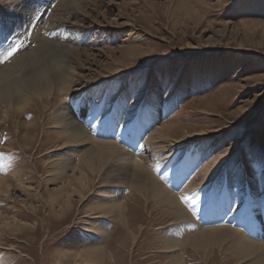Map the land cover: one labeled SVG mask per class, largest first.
Listing matches in <instances>:
<instances>
[{
    "label": "rangeland",
    "instance_id": "obj_1",
    "mask_svg": "<svg viewBox=\"0 0 264 264\" xmlns=\"http://www.w3.org/2000/svg\"><path fill=\"white\" fill-rule=\"evenodd\" d=\"M21 1L28 0H0L2 17L14 18L12 8L22 13L12 26L0 22V64L11 63L35 45L34 26L57 2L40 8L42 0H29L33 7L28 26L21 29L17 24L26 16L19 8ZM77 11L69 23L80 37L71 66L75 87L81 91H73L64 103L55 94L49 99L33 97L0 118V179L5 181L0 190V264L177 260L175 253L165 251L175 231L168 209H155L151 200L143 203L140 210L123 213L126 229L120 214H102L107 185L98 180L89 183L83 199L68 192L71 202L66 201L62 185L69 179L64 186L70 191L79 173L64 174L61 164H75L81 151L76 145H61L65 139L54 124L59 104L96 140H104L101 126L117 110L116 126L132 131L138 153L156 159L153 176L170 191L176 183L171 187L167 174L184 167V179L193 185L185 192L191 203L181 201V205L190 219L223 196L231 202L225 220L244 212L249 201L261 211L264 0H89ZM17 45L18 51L3 61ZM154 131L153 141L175 145L171 146L175 153L153 157V141L147 142ZM111 135L105 140L124 149L130 144L121 134ZM83 147L87 146L79 148ZM179 182L178 188L185 186ZM131 192L126 186L123 198ZM192 200L194 205L199 202L198 208ZM131 216L136 219L132 226ZM225 220L218 226L240 230ZM198 226L199 221L190 227ZM232 243L213 242L202 250L185 242L179 251L182 264H243L232 252ZM98 246L105 250L103 263L83 258L87 249Z\"/></svg>",
    "mask_w": 264,
    "mask_h": 264
},
{
    "label": "bare ground",
    "instance_id": "obj_2",
    "mask_svg": "<svg viewBox=\"0 0 264 264\" xmlns=\"http://www.w3.org/2000/svg\"><path fill=\"white\" fill-rule=\"evenodd\" d=\"M55 1L42 0L39 6L40 8L43 6L48 8ZM88 1L57 0L54 7L50 9L49 14L46 16L47 12L44 11L40 20L34 26L35 32L32 34L31 42L35 43V45L17 54L11 63L0 64V118H3L6 111L11 107L18 106L22 108L21 106L29 104L33 97L49 99L55 94L58 101L64 103L66 98L73 94V91H81V89L75 87V71L73 66H71L72 57H75V54L78 53L77 45L80 37L77 31L79 30L69 23L72 22L71 19L77 16V10L83 9ZM32 7L33 5L29 0L26 4L24 1L20 2L19 8L26 11L23 13L26 15L24 21L17 24L21 26V29L25 28L24 26H28L27 19ZM11 12L16 13L14 18L0 15V22L4 20L12 26L17 21L15 19H20L22 16V13L16 12V8H12ZM4 15H7V13ZM50 34L53 35L49 37ZM60 105L54 124L59 126L61 129L60 133L64 136L63 139L65 140H63L61 145L63 147L76 145L75 149L81 151L75 164H61L60 170L64 174L67 171L73 175L76 172L79 173V175L76 174L74 176L75 187L69 183L72 187L70 191L64 186V184H68L69 179L66 182L64 181L62 185L64 194L67 195L69 192L83 199L89 183L96 180L104 181V186L107 185V188L106 190L104 189L105 191L102 190L104 191L102 199L104 202L101 207L99 206L102 214L105 216L107 213H113L116 217L120 214V217L123 216L120 219L126 229L128 228L127 219L125 217L126 214L124 215L123 213L140 210L143 203L148 204L152 201L155 209L156 207H160L163 210L168 209V212L173 217L171 224H173L175 231L171 235V243H173L171 244L167 238L166 240L168 241H166L167 243L165 242L166 249H163L167 250L166 252H169V254L173 252L177 256L175 262L169 261L168 264H182L183 257L180 256L179 251L182 244L188 241L189 244L193 245L194 249L201 248L202 250L213 242H229L230 244L233 242L232 252L239 260H243V264H264V208L260 211L256 209L254 202L249 201L244 212L240 211L236 215H230L225 220L230 212L229 203L231 202L223 196L218 202H210L207 207L199 211L200 213L197 217L190 219L188 212L181 205V201L191 203L186 195L190 186L193 185L192 182L188 184L185 181L186 171L184 167H178L172 174H167L172 179L171 187L176 183L175 190L170 191L165 184H161L153 176L151 168L156 159L148 158L143 153H138L136 148H133V143H136V140H134L132 131L130 133V131L127 132V130L122 129L123 127L116 126L119 118V112L116 109V111L113 110L114 113L101 126V132L106 133V136L101 137L104 140H96L91 137L87 130L81 127L75 118L73 119L69 110H65V107ZM113 134L115 136L123 135L124 139L130 143L128 144L129 148L126 145L127 148L124 149V145L105 140L108 135L113 137ZM148 135L147 144L149 145V141L157 138V132L154 131V133ZM82 145L87 147L79 148ZM152 145L154 149L152 155L155 158H162L169 152L175 153L176 150L173 149V151L171 147L175 145L169 142L166 144V141H153ZM102 176L104 177L102 178ZM181 181L185 183V186L178 188V182L179 185H182ZM4 182V180L0 179V190ZM126 186L130 188L132 195L128 198H123L122 194ZM186 191L187 193H185ZM182 197H186V199H182ZM66 201L68 203L71 202L69 201V195L66 196ZM194 203L196 201L192 200V206ZM194 206L198 208L199 202ZM89 209L91 210V208ZM223 219L226 223L234 225L233 227L240 230L238 231L230 226H218L224 222ZM135 220L131 216V226ZM198 221L200 226L191 230V224H195ZM123 242L122 239L120 243ZM121 246L124 247L125 245L122 244ZM115 249L117 248L115 247ZM104 251L100 246L91 247L83 253V258L93 263L101 261L103 263ZM111 255L115 257L114 254ZM114 257L111 256L110 259L115 261ZM105 261L107 262L106 259ZM109 262L111 261L109 260Z\"/></svg>",
    "mask_w": 264,
    "mask_h": 264
},
{
    "label": "snow or ice",
    "instance_id": "obj_3",
    "mask_svg": "<svg viewBox=\"0 0 264 264\" xmlns=\"http://www.w3.org/2000/svg\"><path fill=\"white\" fill-rule=\"evenodd\" d=\"M19 45L12 47L11 50L7 51V54L4 55L3 61H7L10 57L13 56L14 53L18 51ZM182 199H186V197H182Z\"/></svg>",
    "mask_w": 264,
    "mask_h": 264
}]
</instances>
